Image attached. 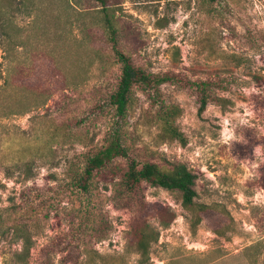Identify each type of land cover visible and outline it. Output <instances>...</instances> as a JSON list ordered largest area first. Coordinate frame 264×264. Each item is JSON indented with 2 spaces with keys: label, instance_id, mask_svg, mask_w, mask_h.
Returning <instances> with one entry per match:
<instances>
[{
  "label": "rangeland",
  "instance_id": "374dc122",
  "mask_svg": "<svg viewBox=\"0 0 264 264\" xmlns=\"http://www.w3.org/2000/svg\"><path fill=\"white\" fill-rule=\"evenodd\" d=\"M112 2L118 48L150 72L181 79L160 92L179 106L175 123L186 144L159 139L151 100L139 89L121 120L126 142L185 164L196 176L195 201L214 206L227 230L218 235L205 221L192 227L178 191L143 184L147 202L175 213L166 227L148 217L159 235L145 264H264V0ZM102 11L94 0H0V84L8 81L0 89V225L28 205L34 245L26 264H44L48 246L57 252L53 264L72 263L59 250L67 234L79 243L75 264H85L84 247L97 254L88 264H139L126 239L131 212L112 196L116 180L98 178L94 228L83 233L77 225L87 199L70 187V171L102 145L113 122L105 96L119 66ZM196 80L213 83L219 99L202 112L187 87ZM20 245L0 236V264H14Z\"/></svg>",
  "mask_w": 264,
  "mask_h": 264
},
{
  "label": "trees",
  "instance_id": "16d2710c",
  "mask_svg": "<svg viewBox=\"0 0 264 264\" xmlns=\"http://www.w3.org/2000/svg\"><path fill=\"white\" fill-rule=\"evenodd\" d=\"M94 1L99 2L102 6L101 23L108 44L115 56V62L119 66V77L114 90L105 96V104L111 110L113 122L105 134L102 145L84 155L79 170L72 169L70 171V187L87 199V202H82L83 206L79 210L81 214L77 229L83 233L91 227L94 228L96 214L89 206L93 191L98 188V178L104 179L108 183L116 180L113 199L120 207L129 210L132 215L126 237L128 246L133 247L138 253L139 264H145L149 259L150 247L158 240L159 235V230L151 225L148 217L155 216L158 224L166 227L175 218V213L169 207L158 202H147L143 184L178 191L181 195V205L192 213V227L205 221L218 235L225 234L227 230L222 228L220 213L214 206L195 201L196 176L185 164L164 159L159 160L151 154L145 155L131 143L126 142L121 120L128 107L133 103L134 91L139 89L151 100L152 109L148 116L157 125L159 139L186 144L183 132L175 123L181 112L179 106L165 103L160 92L161 84L176 83L181 79L172 71L150 72L138 64L130 54L120 50L118 48L120 29L117 26L112 0ZM187 84V87L196 92L199 112L205 109L208 102L218 103L219 99L211 93L209 88L213 83L196 80ZM6 85H8L7 80L4 84H0V89H8ZM260 179L264 188V159ZM26 206L28 208V205ZM27 208L17 205L8 215L4 224L0 225V236L11 234L12 240L21 244L20 248L12 254L14 264H26L34 245L31 231L28 228L30 218ZM58 244L63 245L59 249L64 252L62 260L69 258L68 260L72 262L70 264L78 262L81 252L74 235L71 237L67 234L64 238L59 239ZM50 248L51 246H48V250L44 253V264H53L51 255L57 252ZM83 253L86 255L85 264L94 262L97 257V254L87 247H84ZM72 255L75 257L70 259Z\"/></svg>",
  "mask_w": 264,
  "mask_h": 264
}]
</instances>
